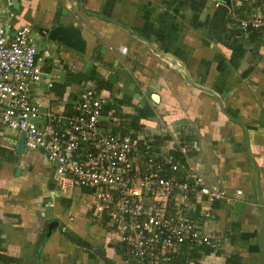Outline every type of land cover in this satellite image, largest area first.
<instances>
[{
    "label": "crops",
    "instance_id": "obj_1",
    "mask_svg": "<svg viewBox=\"0 0 264 264\" xmlns=\"http://www.w3.org/2000/svg\"><path fill=\"white\" fill-rule=\"evenodd\" d=\"M11 1L13 27L31 24L41 34L59 25L82 30V52L45 37L52 53L42 66L57 76L52 88L40 83L37 92H52L49 107H70L94 74L109 80L115 73L112 91L105 89L108 101L125 98V113L148 114L141 129L127 134L161 151L186 145L192 165L234 197L210 210L202 200L192 208L204 231L222 243L198 246L201 258L188 264H264V45L256 48L245 32L247 52L234 68L232 50L210 31L219 4L233 13L245 0H231L232 6L211 0ZM247 3L255 4L250 13L264 11L259 0ZM21 134L0 122V264H110L99 248L114 264H125L124 246L94 217V203L59 190L46 152H17Z\"/></svg>",
    "mask_w": 264,
    "mask_h": 264
},
{
    "label": "built area",
    "instance_id": "obj_2",
    "mask_svg": "<svg viewBox=\"0 0 264 264\" xmlns=\"http://www.w3.org/2000/svg\"><path fill=\"white\" fill-rule=\"evenodd\" d=\"M239 27L264 31V11L249 13ZM54 82L38 60L31 24L0 21V122L24 133L26 148L44 149L64 195L76 187L94 190L93 215L117 235L124 263L172 264L182 245L221 246L222 238L206 233L191 211L201 200L210 210L234 197L208 183L186 145L161 151L140 137L114 132L104 113L110 91L91 81L70 107L51 108L52 92L40 94L37 86L50 89Z\"/></svg>",
    "mask_w": 264,
    "mask_h": 264
},
{
    "label": "trees",
    "instance_id": "obj_3",
    "mask_svg": "<svg viewBox=\"0 0 264 264\" xmlns=\"http://www.w3.org/2000/svg\"><path fill=\"white\" fill-rule=\"evenodd\" d=\"M259 1L262 2V0ZM254 6L255 4L249 5L247 1H245L242 5L234 6L233 13H231L227 6L219 4L212 18L210 26L211 34L216 36L217 39H224V42L232 50L230 62L234 68H238L240 66L241 60L247 52L243 42L245 32L239 27V20L249 15ZM248 32V38L251 42H254L256 48L264 45V31L250 30ZM91 81L93 86L97 89H107L112 91L113 84L97 73L91 77ZM64 89L65 86L62 85V89L58 90L60 96H63ZM125 102H127V99L125 100V98H114L113 101H108L104 107V113L110 116V121L112 123L113 118L120 119V122L118 124L116 123L117 125L112 126V124H109L108 126L114 132L122 135L129 133L131 129L136 131L141 129L143 125L140 120L148 115L147 111L144 109L137 110V114L134 115L125 113L122 108V105ZM198 249L199 247L182 245L179 249L178 255L173 257L172 264H188L191 259H200L202 254ZM204 251L209 252L210 248H205Z\"/></svg>",
    "mask_w": 264,
    "mask_h": 264
},
{
    "label": "water",
    "instance_id": "obj_4",
    "mask_svg": "<svg viewBox=\"0 0 264 264\" xmlns=\"http://www.w3.org/2000/svg\"><path fill=\"white\" fill-rule=\"evenodd\" d=\"M224 3L228 4L229 6H232V1L231 0H222ZM42 34L44 37L49 38L50 40L53 41H61L68 45L69 47L78 50V51H84L86 42L82 36V30L79 27L76 26H54V27H46L44 30H42ZM165 56V55H164ZM170 61L174 64H178L175 59L169 58ZM108 79L111 82H115L117 80V75L115 73H112L111 75L108 76ZM155 96H158V94H153L152 97L155 99ZM25 134L22 133L18 147H17V152L18 153H24L25 152ZM44 150V149H43ZM237 203L236 205H238ZM81 245H86L88 246L89 244L86 243L85 241L80 242ZM101 248L97 249L96 253L102 257L104 260L108 261L110 264H114L112 260H108L102 253H101Z\"/></svg>",
    "mask_w": 264,
    "mask_h": 264
},
{
    "label": "rangeland",
    "instance_id": "obj_5",
    "mask_svg": "<svg viewBox=\"0 0 264 264\" xmlns=\"http://www.w3.org/2000/svg\"><path fill=\"white\" fill-rule=\"evenodd\" d=\"M211 1H218V2H220L222 4H224V2L222 0H211ZM6 7L9 9V12H5V13L0 12V21H3L5 23L7 21H10V22L14 21V19L16 20L17 16H11L10 15L11 11H14V12L17 13V9H15V6L8 5V0H0V9L6 8ZM33 34H34V36L36 38V41H37V49H38V52H39V55H40L39 56L40 57V59H39L40 63L42 65H46V64L49 63V61L47 60V55L49 53H52L51 45L48 43L47 39L40 33V31L37 30L35 27H33ZM56 76H57L56 74H54V76H52L54 81L56 79ZM202 176L204 177V175H202ZM208 183L210 184L209 181H208ZM80 197L85 199V201L88 202L89 204L91 202L94 203V190L88 189V188H83V190H82L81 188L76 187L74 189V192H73V195H72V200L73 201L74 200H79Z\"/></svg>",
    "mask_w": 264,
    "mask_h": 264
},
{
    "label": "bare ground",
    "instance_id": "obj_6",
    "mask_svg": "<svg viewBox=\"0 0 264 264\" xmlns=\"http://www.w3.org/2000/svg\"><path fill=\"white\" fill-rule=\"evenodd\" d=\"M155 99H158V96H155Z\"/></svg>",
    "mask_w": 264,
    "mask_h": 264
}]
</instances>
